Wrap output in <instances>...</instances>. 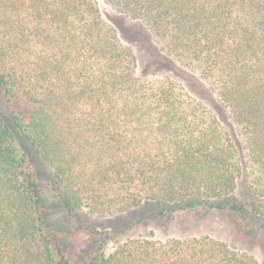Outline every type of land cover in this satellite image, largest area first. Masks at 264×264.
Returning a JSON list of instances; mask_svg holds the SVG:
<instances>
[{"label": "trees", "instance_id": "1", "mask_svg": "<svg viewBox=\"0 0 264 264\" xmlns=\"http://www.w3.org/2000/svg\"><path fill=\"white\" fill-rule=\"evenodd\" d=\"M207 81L242 135L173 79L138 73L98 0H0V264H69L41 226L40 185L14 128L51 169L63 206L104 217L144 202L264 217V0H101ZM245 157V158H244ZM245 175L246 199L227 203ZM88 264H260L209 235L131 237Z\"/></svg>", "mask_w": 264, "mask_h": 264}, {"label": "rangeland", "instance_id": "2", "mask_svg": "<svg viewBox=\"0 0 264 264\" xmlns=\"http://www.w3.org/2000/svg\"><path fill=\"white\" fill-rule=\"evenodd\" d=\"M98 4L104 21L116 29L122 43L133 49L138 73L166 77L178 82L191 97L216 117L234 141L238 152L243 155L242 135L207 81L161 51L152 33L140 20L115 11L101 0H98ZM1 119L10 125L0 89ZM14 132L16 144L25 155L40 185L41 226L51 236L54 245L63 251L69 264H88L97 246L102 245L109 251L125 238L164 239L192 235L218 238L232 248L253 255L260 264H264V217L243 214L229 206L184 212L172 209L171 206L162 210L157 204L144 202L122 213L104 217L90 216L84 210L72 214L62 204L59 185L51 169L20 131L14 128ZM247 181L245 175L237 177L235 189L227 198L228 204L240 203L246 199Z\"/></svg>", "mask_w": 264, "mask_h": 264}]
</instances>
